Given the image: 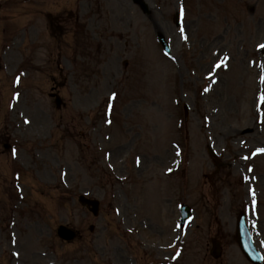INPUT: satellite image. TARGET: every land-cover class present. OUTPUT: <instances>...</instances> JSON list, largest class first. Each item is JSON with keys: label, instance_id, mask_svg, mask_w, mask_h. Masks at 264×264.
<instances>
[{"label": "rangeland", "instance_id": "rangeland-1", "mask_svg": "<svg viewBox=\"0 0 264 264\" xmlns=\"http://www.w3.org/2000/svg\"><path fill=\"white\" fill-rule=\"evenodd\" d=\"M146 1L149 17L131 0H0V128L38 149L29 139L15 160L21 181L0 188V264L246 262L234 236L249 165L261 173L264 218V155L250 157L264 148V0ZM69 9L93 20L87 31L101 33L102 52L88 34L59 27L74 24ZM18 65L26 76L11 86ZM81 193L102 199L99 217L81 207ZM181 203L195 213L185 228ZM59 224L81 236L63 242ZM214 236L226 243L218 260Z\"/></svg>", "mask_w": 264, "mask_h": 264}, {"label": "water", "instance_id": "water-1", "mask_svg": "<svg viewBox=\"0 0 264 264\" xmlns=\"http://www.w3.org/2000/svg\"><path fill=\"white\" fill-rule=\"evenodd\" d=\"M143 6H144V8L146 10V5H143ZM80 201L83 204L92 205L93 206L92 210H93L94 213L98 211V202H95V201L92 202V200L87 199V198H85L83 196L80 198ZM60 235L62 237H64L65 239H72L73 236H74V233L71 230H68V229H66L64 227H61L60 228Z\"/></svg>", "mask_w": 264, "mask_h": 264}]
</instances>
